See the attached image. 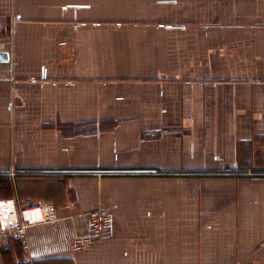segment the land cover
Returning <instances> with one entry per match:
<instances>
[{
	"label": "crops",
	"instance_id": "crops-1",
	"mask_svg": "<svg viewBox=\"0 0 264 264\" xmlns=\"http://www.w3.org/2000/svg\"><path fill=\"white\" fill-rule=\"evenodd\" d=\"M1 52L0 199L59 220L0 264H264V0H0Z\"/></svg>",
	"mask_w": 264,
	"mask_h": 264
},
{
	"label": "built area",
	"instance_id": "built-area-1",
	"mask_svg": "<svg viewBox=\"0 0 264 264\" xmlns=\"http://www.w3.org/2000/svg\"><path fill=\"white\" fill-rule=\"evenodd\" d=\"M59 220L57 209L52 203H18L16 199H0V245L7 246L11 241H19L24 250L30 249L28 229ZM93 236L88 240L77 239L75 249L91 247L95 238L110 232V218L107 211L91 214L90 222Z\"/></svg>",
	"mask_w": 264,
	"mask_h": 264
},
{
	"label": "water",
	"instance_id": "water-1",
	"mask_svg": "<svg viewBox=\"0 0 264 264\" xmlns=\"http://www.w3.org/2000/svg\"><path fill=\"white\" fill-rule=\"evenodd\" d=\"M9 59V54L7 52L0 53V62H6Z\"/></svg>",
	"mask_w": 264,
	"mask_h": 264
}]
</instances>
